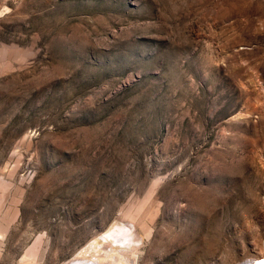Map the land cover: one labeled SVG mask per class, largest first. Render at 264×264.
Instances as JSON below:
<instances>
[{
    "label": "rangeland",
    "instance_id": "1",
    "mask_svg": "<svg viewBox=\"0 0 264 264\" xmlns=\"http://www.w3.org/2000/svg\"><path fill=\"white\" fill-rule=\"evenodd\" d=\"M263 255L264 0H0V264Z\"/></svg>",
    "mask_w": 264,
    "mask_h": 264
},
{
    "label": "bare ground",
    "instance_id": "2",
    "mask_svg": "<svg viewBox=\"0 0 264 264\" xmlns=\"http://www.w3.org/2000/svg\"><path fill=\"white\" fill-rule=\"evenodd\" d=\"M118 240H119V242L121 243V244H123V245H126L127 244V238H125V235L123 234V235H119L118 236ZM262 258H263V260H261L260 262H264V255L262 256ZM253 259H255V258H253ZM250 260V259H249ZM245 261H247V260H245ZM245 261H242V263H244ZM260 262L259 263H257V264H260ZM241 263V264H242Z\"/></svg>",
    "mask_w": 264,
    "mask_h": 264
},
{
    "label": "snow or ice",
    "instance_id": "3",
    "mask_svg": "<svg viewBox=\"0 0 264 264\" xmlns=\"http://www.w3.org/2000/svg\"><path fill=\"white\" fill-rule=\"evenodd\" d=\"M260 264H264V262H260Z\"/></svg>",
    "mask_w": 264,
    "mask_h": 264
}]
</instances>
